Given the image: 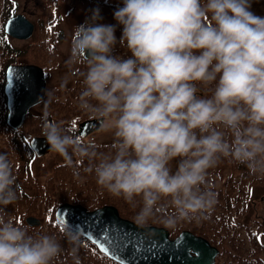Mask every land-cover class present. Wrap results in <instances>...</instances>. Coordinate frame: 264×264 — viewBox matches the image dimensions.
<instances>
[{
	"label": "clouds",
	"instance_id": "1",
	"mask_svg": "<svg viewBox=\"0 0 264 264\" xmlns=\"http://www.w3.org/2000/svg\"><path fill=\"white\" fill-rule=\"evenodd\" d=\"M252 3L123 0L119 41L98 7L77 25L69 63L86 69L78 106L112 134V151L63 122L46 121L43 134L70 162L86 159L109 193L141 203L137 224L167 206L174 211L161 223L170 228L209 213L207 177L222 158L264 177V16ZM117 43L131 55H115ZM14 167L0 153V264H56L65 251L58 238L30 234L5 211L18 199ZM64 239L79 264L81 234L67 229Z\"/></svg>",
	"mask_w": 264,
	"mask_h": 264
},
{
	"label": "trees",
	"instance_id": "2",
	"mask_svg": "<svg viewBox=\"0 0 264 264\" xmlns=\"http://www.w3.org/2000/svg\"><path fill=\"white\" fill-rule=\"evenodd\" d=\"M44 13L38 18L35 38L27 48L15 47L4 31V22L15 13L13 0H0V153H8L14 164L17 176L18 199L10 204L5 211L14 216L20 224L29 229L30 234L41 232L53 234L65 249L56 264H75L69 253L70 245L64 239V232L69 227L62 225L55 219L56 207L64 202L83 203L89 208L98 207L104 203L115 204L122 215L135 219L141 203L133 207L123 196L117 197L109 193L97 183L94 171H87L89 162L77 159L72 162L58 163L54 171L44 177L34 175L28 170L32 149L27 138L34 134H43V125L57 119L66 121V126L75 125L84 118L92 117L79 108L78 97L83 89V78L77 77L75 82L68 86L56 85L51 96L33 108L25 125L14 129L7 124V104L4 93L5 68L14 61L25 60L42 65L46 70L68 64L76 73L86 70L83 63H69L70 57L64 54L58 43L63 40L64 31L59 26L62 10L65 6L81 9L86 18L91 10L99 8L103 20L101 23L117 25L116 37L122 35L123 26L114 18V11L122 6L123 0H43ZM255 14L264 16V0H253L252 9ZM115 55L130 56L126 47L117 43ZM29 121L31 125L29 124ZM76 130V129H75ZM77 134V133H76ZM101 152H111L112 143L96 142ZM27 166V169L26 167ZM224 176L222 186L217 187L216 178ZM210 190L215 193V204L209 213L191 220L179 222L170 228L172 234L182 229H193L199 234L207 236L214 244L219 246L220 254L216 264H264V245L256 239L255 233L250 229V222L243 218L247 211L252 217L264 224V198L260 197L255 205L250 196V185L258 184L264 188V177L253 175L246 166L238 164L228 158L209 169L207 177ZM248 182V185L246 184ZM27 189H33L29 192ZM137 201L140 198H136ZM251 214H249V211ZM170 206L164 213H156L148 223L161 224L166 213L173 212ZM34 214L42 219L39 226H30L26 216ZM244 219V220H243ZM263 248V249H262ZM79 264H120L101 252L89 239L81 235V244L77 251Z\"/></svg>",
	"mask_w": 264,
	"mask_h": 264
},
{
	"label": "water",
	"instance_id": "3",
	"mask_svg": "<svg viewBox=\"0 0 264 264\" xmlns=\"http://www.w3.org/2000/svg\"><path fill=\"white\" fill-rule=\"evenodd\" d=\"M7 31L28 37L34 25L23 14L11 17ZM9 120L20 124L29 106L41 101L45 95L44 71L36 65H11L8 69ZM99 120L88 119L80 124V132L87 134L99 127ZM40 151L51 148L46 137L34 138ZM59 220L86 234L107 253L124 264H213L217 248L191 231H183L175 239L169 238L166 228L141 226L119 215L118 209L106 205L89 211L81 204H62L57 210ZM30 223H39L28 217ZM194 252V253H192Z\"/></svg>",
	"mask_w": 264,
	"mask_h": 264
},
{
	"label": "rangeland",
	"instance_id": "4",
	"mask_svg": "<svg viewBox=\"0 0 264 264\" xmlns=\"http://www.w3.org/2000/svg\"><path fill=\"white\" fill-rule=\"evenodd\" d=\"M19 1V11L24 12L29 16L33 21H36L38 17H41L42 13H44V6H42L41 0H18ZM84 12L81 9H73L71 11V14L65 15V18L63 19L62 25L64 24V28L66 31V36L64 40L59 44L60 50L64 52L65 54L69 55L71 53V35L74 34V25L76 23H79L84 18ZM35 38V37H34ZM33 38V39H34ZM32 38L28 39H18L13 38V42L15 45L21 48H27L30 46V43ZM83 73V72H82ZM82 73L76 74L70 67L64 65L58 68H54V70H51V73L48 78V87H47V93H53V89L56 85L64 86L69 85L74 82V80L77 77L82 76ZM83 77V76H82ZM58 122H64L62 119H57ZM29 124L31 125L30 121ZM25 127H27V120L25 122ZM88 138H95V140L102 141V142H109L113 141V136L111 133L103 134L99 133L98 130H96L94 133L87 136ZM73 159H76L73 157ZM61 161H68L60 155L59 153L51 150L47 152L43 156L36 155L33 162H32V171L34 175H39V177H44L49 175L52 171H54L55 165H57V162ZM177 161L172 162V168L175 170ZM219 178V176H218ZM224 180H217L216 184L221 185L223 184ZM258 188V186H255L253 188V191ZM29 192H33V189H27ZM262 192V188L255 191V196H258ZM262 239L264 240V234L262 235Z\"/></svg>",
	"mask_w": 264,
	"mask_h": 264
},
{
	"label": "snow or ice",
	"instance_id": "5",
	"mask_svg": "<svg viewBox=\"0 0 264 264\" xmlns=\"http://www.w3.org/2000/svg\"><path fill=\"white\" fill-rule=\"evenodd\" d=\"M105 251H107V249H104Z\"/></svg>",
	"mask_w": 264,
	"mask_h": 264
}]
</instances>
